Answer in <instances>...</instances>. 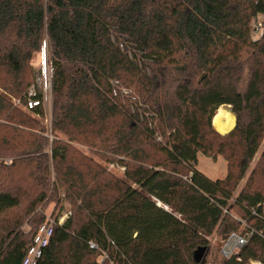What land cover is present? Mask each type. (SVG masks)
Instances as JSON below:
<instances>
[{"label": "trees", "instance_id": "1", "mask_svg": "<svg viewBox=\"0 0 264 264\" xmlns=\"http://www.w3.org/2000/svg\"><path fill=\"white\" fill-rule=\"evenodd\" d=\"M259 15L264 27V0H0V264H23L46 206L64 201L71 216L37 264H199V247L202 264H230L233 234L247 239L237 264H264V150L240 188L264 141ZM45 41L49 127L40 91L32 110L14 102L37 87ZM224 105L226 134L213 125Z\"/></svg>", "mask_w": 264, "mask_h": 264}, {"label": "rangeland", "instance_id": "2", "mask_svg": "<svg viewBox=\"0 0 264 264\" xmlns=\"http://www.w3.org/2000/svg\"><path fill=\"white\" fill-rule=\"evenodd\" d=\"M34 68H35L36 75H37L36 76V84H37V87H36L37 89L36 90L40 91L43 94V107H44L45 113H46V117H45V119H42V122L49 127L50 123H51V115H52V88L50 86H48V87L44 86L45 85L44 79L46 78L47 81H48V84L49 83L51 84V81H49V80L52 78V65H51L50 55H49V52H48L46 41H45V43L43 45V49H42L41 53L34 60ZM14 102H15L16 105L21 106L25 111H29L27 109V106L23 107L19 103V101L14 100ZM226 108L228 110L229 109L231 110V108H228V107H226ZM76 146L81 151H83L85 154L94 157L97 161L102 162L97 156H95L86 147L80 146L78 144ZM263 150H264V141L262 143L260 151L257 153L254 161L252 162V164H251V166H250V168H249V170H248V172L246 174L245 179L241 182L240 188H242L243 185L246 183V180H247L248 176L250 175V173L252 172L253 168L255 167L257 161L259 160L260 154L262 153ZM0 158L1 159H5V161L6 160L7 161H11V158H4V157H0ZM199 162H200L202 171L204 173L208 174L211 177H214V178L224 177L225 174H226V165H225V162L222 161V160H219L217 163H213V162H210V161H208L206 159L200 158ZM111 165L112 164H106L107 168L110 171L114 172L118 176H121L123 174V172H124L123 169L117 168V167H111ZM60 197L62 198L63 195L60 196ZM60 205L63 206L64 208L61 209ZM62 210H70L69 203L64 201V202H61L59 205H57V203H53L52 202V203L48 204L46 206L45 210H44L45 217H46V219L54 218ZM23 229L25 231H28L29 228H28L27 225H23ZM210 239L213 242L217 241L216 237H211ZM226 243L224 244V246L226 245ZM224 246H223V248H224ZM238 250L239 249L234 248V250L231 253V255L236 254L238 252ZM251 261L254 262L253 264H260V262H258V261H255V260H251ZM247 264H251L250 260L247 261Z\"/></svg>", "mask_w": 264, "mask_h": 264}, {"label": "built area", "instance_id": "3", "mask_svg": "<svg viewBox=\"0 0 264 264\" xmlns=\"http://www.w3.org/2000/svg\"><path fill=\"white\" fill-rule=\"evenodd\" d=\"M254 29L255 32L253 34V39L257 40L263 36L264 27L262 23V16L259 15L257 20L254 22ZM51 84H48L47 79H44L45 87L50 86L52 88V78L49 80ZM37 90L35 87H32L29 93L30 99L27 104V109L32 110L34 107L39 106V102H37L34 97L36 96ZM123 95H126L127 92L123 91ZM0 162H10L5 161V159L0 158ZM111 167H115L113 164ZM124 170V168H121ZM71 216L70 210H62L60 211L54 218L46 219L45 223L40 227L37 235L35 236L31 247L29 248L26 257L23 260V264H37L38 260L41 258L43 250L47 247L51 236L53 235L55 226H62L64 222ZM234 235V234H233ZM231 236L229 239V243L227 244L225 251L231 255L234 248L241 249L247 242L246 237H242L237 235L238 237ZM234 241L233 247L228 250L229 244ZM91 247L95 248L94 244H91ZM240 260V258H239ZM250 263L253 264L254 262L250 260Z\"/></svg>", "mask_w": 264, "mask_h": 264}, {"label": "bare ground", "instance_id": "4", "mask_svg": "<svg viewBox=\"0 0 264 264\" xmlns=\"http://www.w3.org/2000/svg\"><path fill=\"white\" fill-rule=\"evenodd\" d=\"M236 124L235 115L230 112L226 106H222L218 109L214 119L213 125L220 133L226 134L230 132ZM234 245V241L229 244L228 250Z\"/></svg>", "mask_w": 264, "mask_h": 264}, {"label": "water", "instance_id": "5", "mask_svg": "<svg viewBox=\"0 0 264 264\" xmlns=\"http://www.w3.org/2000/svg\"><path fill=\"white\" fill-rule=\"evenodd\" d=\"M228 108H231L230 106L228 105H224ZM230 110V109H229ZM231 112V110H230ZM215 117V116H214ZM234 237H238L236 234L233 235ZM229 243V241L226 243V245L224 246V248L222 249V253L225 257H227L229 259V262L230 264H237L238 261H240L238 258H237V255L234 254V255H229L228 252L225 251V248L227 246V244ZM209 248L208 247H199L195 253H194V260L199 263V264H202L205 260V257L207 255V252H208ZM261 264V263H260Z\"/></svg>", "mask_w": 264, "mask_h": 264}]
</instances>
